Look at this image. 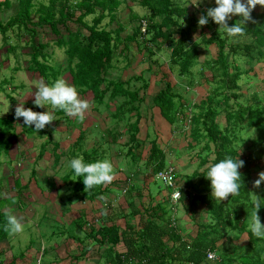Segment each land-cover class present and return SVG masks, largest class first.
Listing matches in <instances>:
<instances>
[{"label": "crops", "instance_id": "obj_1", "mask_svg": "<svg viewBox=\"0 0 264 264\" xmlns=\"http://www.w3.org/2000/svg\"><path fill=\"white\" fill-rule=\"evenodd\" d=\"M216 6L215 3H208L198 10ZM111 30L120 41L111 62L121 55L124 63L113 66L110 62L106 80L99 88L107 86L111 89L112 84L120 86L118 95L109 96L108 90L104 95L94 97L90 90L77 91L91 107L83 121L66 114L50 123L48 164H21L20 167L18 164H2L7 171L4 176L0 170V213L7 222L5 212L10 210L21 219L24 231L10 236L5 228L0 230V264H140L138 256L129 249L139 248L136 235L148 221L163 226L161 242L167 246L177 244V239L176 242L171 240L173 235L189 245L200 233V226L211 221L206 220L209 213L205 206L206 196L212 197L211 190L203 189L202 172L213 158L212 145L201 138L191 140L189 129L182 123L184 118L180 121L183 126L178 121L183 114L174 122L176 126H172L173 123L162 118L159 109L152 103L155 93L168 83L177 93L175 102L180 100L183 107L187 106L189 99L183 94L186 82L179 85L166 80L162 74L151 79L149 76L153 67L148 62L132 73L130 64L141 58L147 59V55L138 42L131 40L133 28L130 32L124 27ZM125 39L131 41L125 44ZM166 68L169 71L167 65ZM139 75V78L142 77L140 80H128ZM67 83L72 85L70 79ZM127 90L135 91L137 96L133 101L128 97ZM121 102L128 107L118 108ZM115 106L119 112L112 120L107 113L111 110L115 112ZM133 122L137 131L132 142L128 140L132 131L127 124ZM79 132L83 139L74 148L72 144ZM152 144L160 152L158 160L161 164H155L156 161L149 155ZM239 148L241 158H246V151L251 155L248 159L251 160L249 191L252 192L259 173L264 172V155H259V146L248 150L243 145ZM83 152H91L94 160H108L113 165L112 182L94 186V193L85 192L84 187L78 186L82 177H77L70 167V161L81 158ZM1 156L7 155L2 153ZM157 166L160 169L172 168L179 192L175 201L170 197L172 188L153 184L157 180L154 173ZM38 182H43V188H38ZM263 184L264 181L260 188ZM231 199L229 195L216 202L226 206ZM253 201L250 194L252 204ZM170 230H173V235ZM225 230L223 227L220 229L223 235L219 237L212 234L216 237L217 248L230 250L234 245L246 243L244 232L233 239L234 232ZM1 232L5 234L1 235ZM115 233L118 240L111 243L110 235ZM170 264L187 263L178 260Z\"/></svg>", "mask_w": 264, "mask_h": 264}, {"label": "trees", "instance_id": "obj_2", "mask_svg": "<svg viewBox=\"0 0 264 264\" xmlns=\"http://www.w3.org/2000/svg\"><path fill=\"white\" fill-rule=\"evenodd\" d=\"M35 2L37 0H0V11L13 7L12 14L4 21L0 18V34L2 42L6 44L5 51H13L16 48V45L8 44L10 35L7 34V31H14V33L19 31V34H14L18 38L26 35L31 43L28 42L27 54L29 59L25 67L28 71L36 72L44 81L50 70H52L50 78L54 81L56 78L54 72L57 73L60 70V65H48L46 62L48 59L47 53L44 52L47 44L33 41L37 33V27L46 25L49 31L55 35L54 45L63 47L62 51L65 55L63 69L67 70L70 82L76 90L80 92L90 90L94 97L98 94L102 96L108 90H110L109 96L115 97L118 95V91H121L120 86L112 84L113 88L111 87V89H107V86L99 88V85L106 80V72L111 67L110 62L114 50L120 44L118 38L112 36L114 31L100 26V23L106 17L108 22L114 20L120 0H48L47 4L40 3L37 6H35ZM176 2L177 0H139L140 6L147 10L144 27L147 38L140 36V23L133 28L130 38L139 43V46L144 49L148 57L153 54L149 49L151 44L155 45L156 48V44L160 41L170 42L171 47L168 51L166 64L168 72H175L177 78L188 77L192 74L190 68L198 61V46L200 44L204 47L209 44L214 46V55L208 59H202L200 66V71L208 68L209 79L214 82L212 92L199 100L195 104L196 106L193 105L192 109H196V111L189 112L186 127L189 129L191 140L201 138L207 143H211L213 158L209 164L228 157L235 159L237 156L238 159L244 161V166L239 169L241 174L240 189L238 195L232 196L226 206L217 203L212 197L206 196L205 206L211 221L200 226V233L194 237L189 245L181 242L176 235H173V230H170L171 235H173L171 240L176 242L177 239V244L164 245L161 242V234L164 233L163 226L160 227L148 221L139 230L140 233L136 235L140 243L139 248H130L129 251H133L134 255L138 256L140 264H170L178 260L187 264H264V239L253 236L249 230L252 213L255 211L253 204L250 202L249 191L251 184L249 164L251 160L248 157L251 158V155L246 151V158L243 159L236 148V132L251 128L255 131V135L251 139L248 138V145L244 147L249 149L252 146H259V155H264L262 150L264 148V101L259 100L255 93H252L250 98H244L243 101L238 100L240 96L238 81L244 71L250 70L248 66L240 69L241 65H239L238 60L260 61L264 58V8L260 12L252 11L250 14L252 19L245 22L244 26L241 25L245 27L243 36L230 39L224 29L219 28V25L211 18H209L206 25L198 26L200 16L206 15L208 8L197 10V14L188 13L185 6H179ZM242 2H246V0H242ZM130 13L129 17L131 19L137 17L134 13ZM88 15L91 16L89 24L83 20ZM239 19L241 17L233 15L228 20L229 26L239 23ZM141 20L143 19H139V22ZM68 22L74 23L75 30L68 28ZM58 26L63 27L65 36L59 34ZM122 27V24L117 26L120 29ZM196 29H198L197 39L193 37ZM204 29L207 31L204 32ZM173 34H177V36L173 37ZM129 39H125L126 42L124 43L131 41ZM38 57H41L42 60L39 61ZM174 67L177 70L172 71ZM16 68L13 67V69ZM201 76L203 81L204 79L205 81L208 80L202 74ZM139 77L140 75L135 76L134 80L139 79ZM162 77H165V75ZM190 77L186 81H191ZM129 79H132V77ZM5 83H9V81L7 79L0 81V91H3ZM16 87L13 86L12 89ZM176 94L174 89L168 83H165L164 87L158 90L152 98L153 105L159 109L162 118L170 124L177 119V116L183 114L182 112H185L184 110L189 105L188 103L187 106L183 107L182 101L175 102ZM136 96L135 91H129L128 97L132 101ZM24 107L29 108L28 106ZM119 107L128 106L122 105L121 102ZM118 112L119 110L117 111V106H115V113L118 114ZM220 112H223V123L217 122L216 119ZM51 114L55 118L66 115L63 110L58 108L54 109ZM183 118H185V113L180 121ZM20 124L25 125L22 117L19 119L15 117V111L13 114H0V155L2 153L6 154L9 145L17 137L18 133L15 129ZM180 124L182 125L181 122ZM127 126L132 131L128 140L133 142L137 131L136 123L133 122L127 124ZM32 127L25 125L24 128L20 129V132L32 134L36 131L34 125ZM44 130H40V134ZM82 139L83 135L79 132L72 147L76 148L80 145L79 142ZM47 142L48 138L41 143L38 155H42ZM149 155L156 161L155 164H161L158 160L160 152L153 144L150 147ZM81 159L85 164L97 162L93 159L91 152H83ZM159 170H161L159 166L155 167L154 173ZM207 170L208 167L202 172L203 189L210 191L211 181L204 176ZM78 186L84 187L83 177ZM95 187L90 189L89 192L94 193ZM258 195L262 202L258 210V216L261 223H264V184L261 186ZM246 219H249V223L246 222ZM5 220L6 218L0 213V230L2 228L6 229L7 222ZM222 227L224 230L234 232L233 239L244 232L246 243L240 246L234 245L230 250L217 248L215 245L216 237L212 234H217L218 237L223 235L219 232ZM3 234L5 232H1V235ZM110 236L111 243L118 240L116 233ZM208 251L214 253L216 259H207L206 253Z\"/></svg>", "mask_w": 264, "mask_h": 264}, {"label": "rangeland", "instance_id": "obj_3", "mask_svg": "<svg viewBox=\"0 0 264 264\" xmlns=\"http://www.w3.org/2000/svg\"><path fill=\"white\" fill-rule=\"evenodd\" d=\"M177 1L178 2L176 3H178L179 6L186 5L187 9L190 12L195 13V14H197L196 11L198 10V8H202L205 4L215 3V0L212 1L214 3L210 2V0H203V1L200 0L199 5L195 6L191 4L193 2H189L193 0H177ZM180 1H183V2H180ZM47 2L48 0H37V2H35L34 4L35 6H37L40 3L47 4ZM138 2L139 0H122L121 4L116 10V18L118 19L114 18L113 21L108 22V18L106 17L101 21L100 26H103L106 29H111V28H117L116 25L120 23L123 25L125 30L130 32L132 28H135L139 23L141 24V21L145 22L146 20L145 17H147V15H145L146 14L145 12L147 10L143 6H140ZM14 4L15 3L13 2V5ZM260 9H262V7L260 5H257L254 8V11L258 12ZM130 10H132V13H134L137 16L135 19L129 18V15L131 14ZM12 12H13V7L8 8V9L7 8L2 9L0 11V18L4 21L9 15L12 14ZM127 17L129 20H127ZM90 19H91V16L88 15L84 17L83 20L85 23L89 24ZM139 19H143V20L139 22ZM67 26L71 30H75L74 23L68 22ZM58 28L60 30L59 34L65 36L63 27L58 26ZM206 31L207 30L204 29V32ZM36 32L37 33L35 34L33 41L35 43L40 42V43L47 44L44 50V52L47 53V57H48L46 61L47 64L50 66L60 65V68H59L60 70L57 73L54 72V75L56 77L55 80L54 81L51 80L50 74L52 73V70H50V72L48 71L49 74L47 75L45 83L51 86L58 79H64L67 82V80H69V74L66 69H63V66L65 64V55L63 54V51H62L63 47H57L56 45H54L55 35H53L49 31V28L46 25L37 27ZM82 32H84V30H82ZM120 32L123 33L124 31L120 30ZM19 33H20L19 31L18 33H14V31L12 32L7 31V34L10 35L8 39V44L16 45V48L13 51H8V52L5 51L6 44L2 42L1 34H0V81H2L3 79L5 80L7 79L9 81V83H5L3 85L4 86L3 91H0V114H3V113L13 114L18 104H23V103H24V106H28L33 111L44 112L48 110V112L51 113L54 110L51 105H47L45 107H38L33 103L34 98H35V92L37 91V89L35 88V85H37L40 79L42 78H40L36 72L28 71L27 68L25 67L29 59V56L27 54L29 41L26 35L21 34L23 35L21 38H18V36L14 35V34H19ZM140 36L143 38H147L146 33L144 31L140 32ZM176 36L177 34H173V37H176ZM193 37L197 39L198 29L194 31ZM156 46H157L156 48H155V45L153 44L149 46V49L152 51L153 54L150 57L147 56V59L141 58L137 60V57H135L137 61L135 63L132 62L130 64L131 65L130 67L133 68L132 73L136 72L137 69L141 65L144 66L145 62H148L153 67V72L151 71V74L149 76L151 77V79L154 80L157 74H160V75L162 74V75H165L166 80H169L172 82H178L179 85L180 84L183 85L184 82H187L185 85H183V87L186 89V91L184 90L183 94L186 98L189 99V105H188L189 107L187 106V108L184 110L185 118L183 119L182 123H184V120L187 122L189 112L196 111V109H192L193 105L197 104L199 100L203 99L206 93L209 94V92H212V86L214 85V82L210 81L211 79H209L208 68L202 69L200 71V66H201L202 59L204 58L208 59L214 55L215 48L212 44H209L207 46L205 45V47L204 45L200 44L198 46V53H199L198 61L190 68V71H192V74L189 75L188 77L177 78V76L174 74L175 72L170 73L167 71V68H166V65H167L166 60L168 59V51H169V48L171 47V43L160 41L156 44ZM138 58H140V55L138 56ZM38 60L41 61L42 60L41 57H38ZM244 60L245 59L238 60L239 65H241L240 69H244L246 68V66H248V68L250 67V70L244 71V73L240 76V79L238 81V84H239L238 92L240 93V96L238 100L243 101L244 98H250L252 93H255L259 100L264 101V87H263L264 58H262V60L260 61L247 60V59H246L247 61L246 60L244 61ZM246 62L248 64H245ZM122 63H124V61H122V57L120 55L117 58L115 57V60H113L112 64L113 66H117V65H121ZM13 67L14 68L17 67V68L13 69ZM172 69H173L172 71H174V69L177 70L176 67ZM201 74L205 76L206 79H208L206 80L207 82L205 81V79L203 81ZM189 77L191 81H186L189 79ZM141 78H139V80ZM132 79H135L134 76ZM191 82L195 84L193 86L187 85ZM13 86H17V87L15 89H12ZM191 87L192 89H190ZM101 108L103 109V106H101ZM109 114L112 120H114L117 116V113H115L112 110L111 112L107 113V115ZM222 114L223 112L218 113L216 117L217 122L223 123ZM175 121L176 120L173 121L172 126H176V123H174ZM178 121H180V119H178ZM24 127L25 125L23 124L16 126L15 131L18 133V135L15 138V141L11 144V146L9 145V151L7 150L6 152L7 156L0 157V162H1L0 170L2 171L3 175L6 173L7 170L4 168V166H2V164H10V165L18 164V167H20L19 165L21 164L23 165L24 164H48V142L46 143V146H45L47 150H45L42 153V155H38V153H39L40 144L44 142L45 140H47L48 138V129H50L51 131L52 127L50 126V124L47 125L44 128L45 130L43 129L44 131L42 132V134H40V132H37V131L32 132V134L20 132V129ZM60 127L61 126H57V128H60ZM183 132H186V131H183ZM237 132H236V136H237L236 148L237 149H241L239 148L240 145L247 146L248 138L251 139L255 135V131L251 128L241 129L240 131H237ZM156 179L157 180L153 183L154 185L163 184L161 180H159L158 178ZM42 183L43 182L37 183L39 189L43 188ZM260 189L261 188L259 186V187H255L253 191L251 190L252 192H250V194H251L252 201L253 199L256 200L257 198L261 201L258 195L260 193ZM206 220L207 221L210 220L209 214L208 215L206 214ZM248 221L249 219H246L247 223H249Z\"/></svg>", "mask_w": 264, "mask_h": 264}, {"label": "clouds", "instance_id": "obj_4", "mask_svg": "<svg viewBox=\"0 0 264 264\" xmlns=\"http://www.w3.org/2000/svg\"><path fill=\"white\" fill-rule=\"evenodd\" d=\"M200 0H193L192 5L198 6ZM217 5L214 8H208L206 15H201L198 20V26H204L212 19L219 28H223L228 38L240 37L245 34V22L252 19L251 12L260 5L264 7V0H215ZM233 15L241 17L239 23L229 26L228 20ZM37 91L33 103L38 107L51 105L53 109H61L65 114L84 120L85 113L91 107L87 99H81L75 87L68 84L64 79L56 80L51 86L40 79L35 85ZM15 117L23 118L27 127L33 128L39 132L49 125L56 118L48 110L36 112L31 108H25L24 103L18 104L15 108ZM244 166V161L233 159L231 157L220 160L219 162L209 164L205 178L211 181V196L214 200L222 201L229 195H238L240 189L241 174L239 169ZM70 167L74 170L77 177H83L84 191L92 189L94 186L111 183L114 179L113 165L108 160L97 161L85 164L81 158H73L70 161ZM264 181V172L259 173V178L254 182L255 187H259ZM262 202L257 198L253 201L255 211L252 213V221L249 224V230L253 236L264 239V223L258 216V210ZM7 217L6 231L10 236L22 233L24 231L21 219L6 211ZM209 260L216 259L214 253L209 254Z\"/></svg>", "mask_w": 264, "mask_h": 264}, {"label": "built area", "instance_id": "obj_5", "mask_svg": "<svg viewBox=\"0 0 264 264\" xmlns=\"http://www.w3.org/2000/svg\"><path fill=\"white\" fill-rule=\"evenodd\" d=\"M144 27H145V22L141 21V24H140V31L141 32L144 31ZM187 122L184 120V126H187ZM155 177L158 178L159 180H161L163 182V185L172 188V191L170 193V197H171V199L173 201L178 199L179 192H178V190L175 187L174 175H173L172 168L167 167L165 169H161V170L157 171ZM210 253H212V252L208 251L206 253V258L207 259H209L208 257H209Z\"/></svg>", "mask_w": 264, "mask_h": 264}]
</instances>
